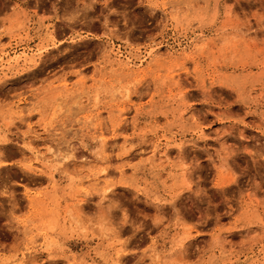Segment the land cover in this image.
Listing matches in <instances>:
<instances>
[{
    "label": "rangeland",
    "instance_id": "rangeland-1",
    "mask_svg": "<svg viewBox=\"0 0 264 264\" xmlns=\"http://www.w3.org/2000/svg\"><path fill=\"white\" fill-rule=\"evenodd\" d=\"M0 264H264V0H0Z\"/></svg>",
    "mask_w": 264,
    "mask_h": 264
}]
</instances>
